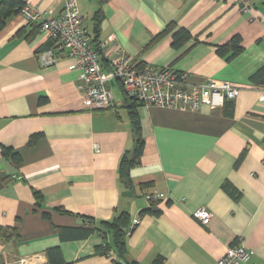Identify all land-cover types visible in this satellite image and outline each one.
I'll return each instance as SVG.
<instances>
[{
  "label": "crops",
  "instance_id": "1",
  "mask_svg": "<svg viewBox=\"0 0 264 264\" xmlns=\"http://www.w3.org/2000/svg\"><path fill=\"white\" fill-rule=\"evenodd\" d=\"M23 1L47 18L58 17L65 4ZM78 5L103 71L121 52L133 64L169 67L196 83L229 82L240 92L228 103L232 116L225 106L191 112L139 105L145 146L127 186L119 167L137 136L120 85L110 84L112 107L84 105L76 62L60 55L44 67L39 55L51 44L41 24L11 18L0 32V264H48L52 249L71 264H115L113 247L107 255L97 247L113 245L103 223L123 213L129 226L139 222L126 236L130 263L216 264L242 244L253 252L247 264H264V77L252 79L264 68V0H252L251 13L239 0ZM171 23L193 35L181 49L172 46V34L156 40ZM235 36L243 52L232 60L219 56L217 48ZM152 204L160 215L146 212ZM200 208L213 213L208 226L193 217ZM76 229L95 233L77 238Z\"/></svg>",
  "mask_w": 264,
  "mask_h": 264
},
{
  "label": "built area",
  "instance_id": "2",
  "mask_svg": "<svg viewBox=\"0 0 264 264\" xmlns=\"http://www.w3.org/2000/svg\"><path fill=\"white\" fill-rule=\"evenodd\" d=\"M243 13H251L252 0H239ZM27 21L40 23L41 31L51 42V47L39 55L44 67L57 62L58 56L67 55L83 72L84 89L81 96L84 105L106 109L114 105L110 84H119L124 95L140 105L180 109L197 112L206 106L211 111L223 108L234 101L240 89L229 82L209 79L192 82L189 74L169 67L133 64L130 57L121 53L109 61V69L102 70L101 55L87 32L78 0H65L58 17L47 18L32 5L26 4L20 13ZM260 101L264 103V90ZM146 199L156 201L157 195L147 194ZM193 217L208 226L213 213L200 208ZM138 221L129 227L131 233ZM253 252L244 245L227 249L216 264H247ZM11 264H25L23 260Z\"/></svg>",
  "mask_w": 264,
  "mask_h": 264
},
{
  "label": "trees",
  "instance_id": "3",
  "mask_svg": "<svg viewBox=\"0 0 264 264\" xmlns=\"http://www.w3.org/2000/svg\"><path fill=\"white\" fill-rule=\"evenodd\" d=\"M26 3L23 0H3L0 3V32L7 26L8 22L14 16H17L21 13L22 9L25 7ZM99 18L100 17V14ZM99 28V24H97ZM172 34V46L175 49H181L187 45L191 40H193V35L185 28H179L175 23L168 25L157 37L156 40H160L168 35ZM51 44V42H50ZM49 44V45H50ZM244 50L242 46V39L240 36L233 37L227 44L217 48V54L221 57H225L230 54L227 60H232ZM99 52V51H98ZM264 77V68L253 75L252 79L254 82H262L260 80ZM125 104L130 110V118L133 127V131L137 136L136 147L132 155H125L119 167V177L123 183L127 186H131L130 173L131 170L140 164V159L144 151V140L141 134V123L136 112V108L140 105L136 101H131L125 95ZM229 102L225 104V115L232 116L233 108L231 105H228ZM39 138L38 135L33 136L30 140V144H33ZM6 154L11 156L14 161L19 162L21 160L20 156L17 154H12L10 150H5ZM147 213L153 215H160L161 211L156 207L155 204L146 210ZM91 224L92 221H89ZM129 224L130 219L128 214L123 213L114 219L111 223H103L104 228L112 233L113 245L110 247H97V252L100 255H107L111 251V247L114 248L117 258L115 259V264H133L126 260L127 254V245H126V236L129 233ZM77 238H88L95 233L93 229H76ZM48 264H71L65 262L61 252L58 249H52L47 252ZM155 264H163V259L159 258L156 260Z\"/></svg>",
  "mask_w": 264,
  "mask_h": 264
},
{
  "label": "water",
  "instance_id": "4",
  "mask_svg": "<svg viewBox=\"0 0 264 264\" xmlns=\"http://www.w3.org/2000/svg\"><path fill=\"white\" fill-rule=\"evenodd\" d=\"M125 194H129L131 196V193H125Z\"/></svg>",
  "mask_w": 264,
  "mask_h": 264
},
{
  "label": "rangeland",
  "instance_id": "5",
  "mask_svg": "<svg viewBox=\"0 0 264 264\" xmlns=\"http://www.w3.org/2000/svg\"><path fill=\"white\" fill-rule=\"evenodd\" d=\"M117 89H118V86H117Z\"/></svg>",
  "mask_w": 264,
  "mask_h": 264
}]
</instances>
